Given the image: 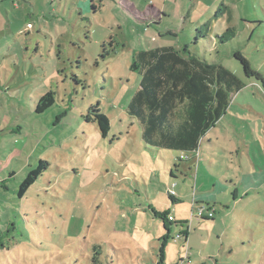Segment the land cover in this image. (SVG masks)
Here are the masks:
<instances>
[{
    "label": "rangeland",
    "instance_id": "obj_1",
    "mask_svg": "<svg viewBox=\"0 0 264 264\" xmlns=\"http://www.w3.org/2000/svg\"><path fill=\"white\" fill-rule=\"evenodd\" d=\"M186 46L244 85L179 161L143 143L127 105L133 54ZM235 51L264 77V0H0V264H91L94 246L98 264H264V89Z\"/></svg>",
    "mask_w": 264,
    "mask_h": 264
},
{
    "label": "trees",
    "instance_id": "obj_2",
    "mask_svg": "<svg viewBox=\"0 0 264 264\" xmlns=\"http://www.w3.org/2000/svg\"><path fill=\"white\" fill-rule=\"evenodd\" d=\"M221 7L215 18L228 12L227 7ZM235 37L234 29L227 28L217 39L220 44H225ZM233 57L242 67L244 76L261 83L264 89L263 74L253 68L249 59L240 51H235ZM131 70L140 80L139 88L127 105V114L141 126V139L145 145L179 152L183 156H179V161L188 160L187 154L199 152L200 140L226 115L231 95L244 85L228 69L190 53L187 46L182 51L172 47L139 50L133 54ZM52 105L53 94L48 92L38 99L35 112L41 114ZM91 112L88 121L97 122L105 138L110 130L109 119L98 108ZM46 169L47 163L38 161L20 183L16 193L18 199L25 197ZM205 207L204 211L213 214ZM193 215L204 220V216H198V211ZM212 218L208 219L213 221ZM93 251L91 264H98L99 247L94 246Z\"/></svg>",
    "mask_w": 264,
    "mask_h": 264
},
{
    "label": "built area",
    "instance_id": "obj_3",
    "mask_svg": "<svg viewBox=\"0 0 264 264\" xmlns=\"http://www.w3.org/2000/svg\"><path fill=\"white\" fill-rule=\"evenodd\" d=\"M181 158H183V156H181ZM171 194H173V192H171ZM198 216H206L207 218H212L213 214L212 212H208V214H205V211L203 208H199L198 210ZM173 219H169V221H172Z\"/></svg>",
    "mask_w": 264,
    "mask_h": 264
},
{
    "label": "crops",
    "instance_id": "obj_4",
    "mask_svg": "<svg viewBox=\"0 0 264 264\" xmlns=\"http://www.w3.org/2000/svg\"><path fill=\"white\" fill-rule=\"evenodd\" d=\"M198 153H199V152H198ZM198 153H197V154H198ZM180 155H181V154H180ZM180 155H179V156H180ZM186 240H188V239H186Z\"/></svg>",
    "mask_w": 264,
    "mask_h": 264
}]
</instances>
